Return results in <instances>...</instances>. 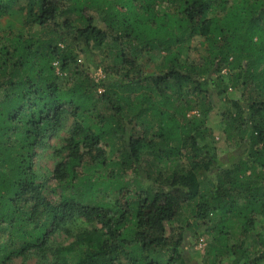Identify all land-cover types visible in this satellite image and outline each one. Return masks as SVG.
<instances>
[{"label": "trees", "instance_id": "16d2710c", "mask_svg": "<svg viewBox=\"0 0 264 264\" xmlns=\"http://www.w3.org/2000/svg\"><path fill=\"white\" fill-rule=\"evenodd\" d=\"M229 88L225 132L243 150L222 157L208 119ZM263 217L264 0H0V264H194L198 229L204 264H264Z\"/></svg>", "mask_w": 264, "mask_h": 264}, {"label": "rangeland", "instance_id": "374dc122", "mask_svg": "<svg viewBox=\"0 0 264 264\" xmlns=\"http://www.w3.org/2000/svg\"><path fill=\"white\" fill-rule=\"evenodd\" d=\"M202 41L201 38L196 37L192 40L191 43V50L189 52V59L192 61H199L201 59V56L203 54V49L200 44ZM95 54V55H94ZM90 53L89 51H79L78 54V64L86 65L89 68V72L91 73L92 78L94 81L98 84L100 82L108 80L107 74L104 70V63L100 61L101 56L98 53L94 52ZM98 54V55H96ZM100 56V59L99 57ZM149 57H147L143 61V66L149 70V68H153V65L155 62L160 61V57H156L154 59V63L151 60H148ZM58 64V63H57ZM56 64V65H57ZM57 71L60 75H62L63 79L69 81V74L65 72L64 74L61 73L59 66L57 65ZM67 84V83H66ZM67 84V85H68ZM106 89V86H99L98 92H104ZM241 90L239 89H233L229 88L224 95V97H217L214 96L213 104L214 109L209 116L208 124L212 130V134L214 137V144L217 148V151L220 156L227 157L235 154H239L242 152L243 147L239 145L238 142H232L227 139L225 127L226 122L224 121L223 113L228 110L230 107V104L228 103L229 99H237L240 98ZM71 125V120L68 122L66 128L62 130L58 135H54L51 138L48 139L47 145L40 150L39 156L36 159V168L40 175H46L50 176L53 172V169L55 167L56 162L59 159V156L56 154L55 149L56 147H60L62 143V139L68 136V128ZM186 216V214L184 215ZM192 223H195L194 221ZM183 220L176 222L175 226L177 229L180 226L183 225ZM81 227H86V224L82 221H77L75 224H72L71 232L68 233L64 230L57 232L53 235L51 244L53 245H67L73 240V235L78 232V230ZM264 227V217L260 219V222L258 224L259 231ZM178 231V230H177ZM197 233H189L187 238V245L186 248L188 249V255L190 260L194 264H204V257H205V251L207 248V243L209 242L208 235L203 234V230H196ZM29 264H36L38 261V256H33V258H30ZM14 264H20V259H17Z\"/></svg>", "mask_w": 264, "mask_h": 264}]
</instances>
